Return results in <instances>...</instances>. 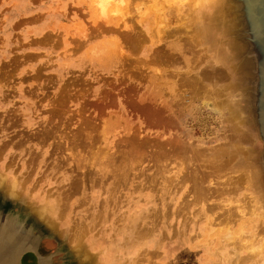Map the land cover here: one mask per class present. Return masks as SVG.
<instances>
[{
    "label": "rangeland",
    "instance_id": "rangeland-1",
    "mask_svg": "<svg viewBox=\"0 0 264 264\" xmlns=\"http://www.w3.org/2000/svg\"><path fill=\"white\" fill-rule=\"evenodd\" d=\"M129 1L118 5L123 15L108 11L101 17L95 0H0V203L15 209L23 204L22 216L35 227L32 236L38 234L34 248L21 253L18 264H236L237 256L249 255L250 242L257 253L250 250V255L256 259L239 264H264V0H221L212 14L227 27L212 35L201 30L206 9L191 23L185 11L188 0ZM163 5L181 10L171 7L168 12L166 7V12ZM164 11L170 14L169 22ZM207 69L224 77L199 82V71ZM187 75L199 78L197 83L191 86ZM208 88L220 91L210 95L222 117L202 102ZM237 134L243 137L239 145L244 150L231 161L226 156L222 177L242 182L226 202L233 206L240 197L241 218L221 227L207 225L198 206L176 210L184 188L162 194L156 187L143 186L157 154L148 140L184 136L209 151L223 142H236ZM137 144H146L147 150L133 149ZM85 154L93 158L86 160ZM94 160L97 165L109 160L111 167L129 165L127 181L109 190L116 179L96 171ZM10 182L17 183L12 193ZM13 195L20 199L13 200ZM56 200L60 211L48 215L41 209L47 201L57 207ZM248 200L252 211L246 212ZM214 209L209 216L218 207ZM148 227L146 236L129 237L135 229ZM81 228L84 236L77 243L75 234ZM153 241L158 243L152 245ZM237 243L244 245L238 255L233 247ZM259 244L261 248H253Z\"/></svg>",
    "mask_w": 264,
    "mask_h": 264
},
{
    "label": "bare ground",
    "instance_id": "bare-ground-1",
    "mask_svg": "<svg viewBox=\"0 0 264 264\" xmlns=\"http://www.w3.org/2000/svg\"><path fill=\"white\" fill-rule=\"evenodd\" d=\"M123 1H125V0H95V2H96V5H97V10L98 11H96V12H100L101 14V17H105L107 14V12L108 11H112V13L113 14H117L118 15V13H119V15H120V13L123 11H121V10H119L118 9V5L120 4V3H122ZM140 1H142V0H140ZM160 1V0H159ZM94 2V3H95ZM130 3H131V0L129 1ZM144 2V1H143ZM146 2V1H145ZM173 2H174V0H173ZM142 3V2H141ZM155 3H156V1H155ZM155 3H154V6H155ZM157 3H159V2H157ZM222 3V1L221 0H188V3H187V6H186V12L188 13V17H191V19H190V21H191V23L192 22H195V15H196V13L200 10V11H202V10H205L206 9V14H205V17H206V19L205 20H203V21H201L200 22V25H201V27H202V29L201 30H203V31H205V33H207V34H218V32L220 33L221 31H223V30H225V28L227 27V25L226 24H224V22L222 21V19L220 18H218V16L216 15V14H212V11H213V9H215L216 7H218L220 4ZM129 4V3H128ZM153 4V3H152ZM109 5H112L114 8L113 9H110L109 8ZM171 5V4H170ZM120 6V5H119ZM128 6V5H127ZM158 6V5H157ZM156 6V7H157ZM96 7V6H95ZM133 7V6H132ZM162 7V6H161ZM163 7H165L164 5H163ZM166 7H170L169 5L168 6H166ZM165 7V9H163V10H165L166 12H167V8ZM172 7V6H171ZM171 7H170V10H168V12L169 11H171ZM139 8V7H138ZM139 9H141V8H139ZM157 9V8H156ZM155 9V10H156ZM169 9V8H168ZM179 9V7H175L174 5H173V7H172V10L174 11V10H178ZM126 10H128V9H126ZM179 10H181V8L179 9ZM183 10V9H182ZM158 11V10H157ZM164 11V15L163 16H165V18L167 17V14H166V12ZM199 11V12H200ZM126 12V11H125ZM133 12V11H132ZM132 12H129L128 14H131ZM177 12H179V11H177ZM198 12V13H199ZM138 14V13H137ZM220 14V16H221V13H220V11H218V15ZM121 15H123L122 13H121ZM125 15H126V13H125ZM124 15V16H125ZM161 15V14H160ZM159 15V16H160ZM128 16V15H127ZM162 16V18H164ZM169 16H170V14H169ZM168 16V17H169ZM107 17V16H106ZM119 17H121V16H119ZM167 17V18H168ZM182 17V16H181ZM185 17H187V16H185ZM131 18V17H130ZM166 18V19H167ZM124 20H125V17L123 18ZM122 19V20H123ZM159 19H160V17H159ZM166 19H163L165 22L163 23V24H165L166 23ZM176 20H177V18H175ZM121 20V21H122ZM126 20H128V19H126ZM131 20V19H130ZM157 20V19H156ZM171 20V19H170ZM99 21V20H98ZM162 20H160V23L162 24V22H161ZM178 21V20H177ZM205 21V22H204ZM157 22L159 23V21L157 20ZM168 22H169V18H168ZM119 23H121V22H119ZM124 23V22H123ZM125 23H126V21H125ZM124 23V24H125ZM131 23H133V22H131ZM190 23V24H191ZM157 24V23H156ZM193 24V23H192ZM128 25V24H127ZM187 25H189V24H187ZM195 25V24H194ZM118 26H119V24H118ZM132 26H133V24H132ZM159 26V25H158ZM185 26H186V24H185ZM190 26H193V25H190ZM189 26V27H190ZM138 27V26H137ZM183 27V26H182ZM195 27H196V25H195ZM111 28V27H110ZM155 28H157V27H155ZM185 28V27H184ZM193 28V27H192ZM199 28V27H198ZM96 29V28H95ZM100 29V28H99ZM129 29H130V27H129ZM178 29H179V27H178ZM178 29H176L175 31H177ZM181 29V28H180ZM183 29V28H182ZM185 29H187V28H185ZM190 28H188V30H189ZM103 30V29H102ZM101 30V31H102ZM123 30V29H122ZM156 30V29H155ZM160 31H161V29H159ZM184 30V29H183ZM182 30V31H183ZM131 31H133V28H131ZM158 31V30H157ZM166 31V30H165ZM168 31V30H167ZM181 31V30H180ZM181 31V32H182ZM186 31V30H185ZM191 31V30H190ZM195 31V30H194ZM202 31V32H203ZM159 32V31H158ZM168 32H170V31H168ZM178 33H179V31H177ZM195 32H197V31H195ZM132 33V32H131ZM170 33H172V31L170 32ZM176 33V32H175ZM159 34H160V32H159ZM168 34V33H167ZM174 34V33H173ZM183 34H185V32L183 33ZM176 35V34H175ZM159 36V35H158ZM168 36V35H167ZM187 36H189V35H187ZM187 36H186V38H187ZM199 36V35H198ZM179 37H181V36H179ZM185 37V36H184ZM190 37V36H189ZM166 38V37H165ZM159 39V38H158ZM178 39V38H177ZM191 39H193L194 40V38H192L191 37ZM165 40V39H164ZM180 40V39H179ZM185 39L183 38V42H185L184 41ZM172 41H173V39H172ZM175 41V40H174ZM173 41V42H174ZM177 42H178V40H176ZM175 41V42H176ZM188 41H191V40H188ZM195 41H198V40H195ZM187 42V41H186ZM192 42V41H191ZM140 44H141V42H140ZM175 44H177V43H175ZM158 46V45H157ZM128 49V48H127ZM163 51V50H162ZM170 51V50H169ZM100 52H102V51H100ZM167 52V51H166ZM185 52V51H184ZM191 53H193L192 51H190ZM189 52V53H190ZM195 52V51H194ZM198 52V51H197ZM126 53H129L128 51L126 52ZM176 53V52H175ZM125 55V54H124ZM128 55V54H127ZM162 55V54H161ZM191 55V54H190ZM179 56V55H178ZM127 57V56H126ZM159 57V56H158ZM162 57V56H161ZM192 57V56H191ZM141 59H142V57H140ZM163 58V57H162ZM194 58V57H193ZM201 58H203L202 56H201ZM200 58V59H201ZM137 59H139V57L137 58ZM140 59V60H141ZM153 59H155V58H153ZM187 59H188V57H187ZM143 60V59H142ZM190 59H188V61H189ZM202 60V59H201ZM128 61H129V59H128ZM151 61V60H150ZM155 61V60H154ZM153 61V62H154ZM162 61V60H161ZM167 61V60H166ZM175 61V60H174ZM210 61V60H209ZM145 62H147V60L145 61ZM152 62V63H153ZM212 62V61H211ZM126 63H128V62H126ZM156 63V62H155ZM171 63V62H170ZM176 63V62H175ZM184 63V62H183ZM207 64H209V63H207ZM206 64V65H207ZM211 65V64H210ZM209 65V66H210ZM225 67V66H224ZM126 68V67H125ZM157 68V67H156ZM213 68H211V70H212ZM202 70V69H201ZM208 70V69H207ZM157 71V70H156ZM209 71V70H208ZM199 71V72H201V73H199V72H197L198 74H201V79H199V78H188V75H187V78L185 79L188 83L190 82V83H192L191 84V86L193 85V83H197V81H196V79H199V82H200V80H206L205 82H207L208 81V79H210V80H212V78L215 76V75H218V77L219 78H223L224 77V74L223 73H221L220 71H216V70H214V71ZM136 73V72H135ZM189 73V72H188ZM197 73H195V74H197ZM146 74V73H145ZM192 75H194V73L193 74H191V76ZM171 76V75H170ZM185 76V75H184ZM200 76V75H199ZM215 78H217V76H215ZM145 79V78H144ZM209 80V81H210ZM203 82V81H202ZM226 82V81H225ZM210 83H212V82H210ZM215 83H216V81H215ZM182 84V83H181ZM208 84V83H207ZM141 85V84H140ZM202 85V84H201ZM204 85V84H203ZM219 85H221V83L219 84ZM218 84H217V86L216 87H218L219 86ZM189 86V85H188ZM190 86V87H191ZM224 85H222V87H223ZM203 87H206L205 85L203 86ZM219 88V87H218ZM221 88V87H220ZM209 89V88H208ZM198 90V89H197ZM207 90V89H206ZM204 91H205V89H204ZM209 91H210V89H209ZM223 91V90H222ZM127 92V91H126ZM201 92V91H200ZM207 92V91H206ZM219 89H217V88H214L212 91H210V92H207L209 95H205L204 94V97H201V99L202 98H204L203 100H202V102L204 103V105L206 106V109H208V111L209 112H211L214 116H217V118L218 117H222L221 116V112L222 111H220V106H218V104H217V102H215L214 101V99H212V95H210V93L212 94V93H215V94H218L219 95ZM141 93V92H140ZM187 93V92H186ZM156 94H157V91H156ZM198 94V93H197ZM154 96V95H153ZM146 99H144V101L145 100H147L148 98L147 97H145ZM190 99V98H189ZM224 100V99H223ZM201 101V100H200ZM201 102V103H202ZM175 103V102H174ZM178 103V102H177ZM181 103H182V101H181ZM179 104V103H178ZM166 105V104H165ZM220 105V104H219ZM204 106V107H205ZM133 108V107H132ZM202 109V108H201ZM61 112V111H60ZM64 112V111H63ZM57 114V113H56ZM61 114V113H60ZM63 114V113H62ZM158 115V114H157ZM129 119V118H128ZM225 119V118H224ZM226 120V119H225ZM102 125V124H101ZM104 125V124H103ZM102 125V126H103ZM238 125V124H237ZM178 127V126H177ZM75 128V127H74ZM179 128V127H178ZM122 129V128H121ZM166 129V128H165ZM72 130H73V128H72ZM72 130H70V131H72ZM102 130H104V129H102ZM97 131H99L98 130V128H97ZM44 132V131H43ZM79 132V131H78ZM86 133V132H85ZM88 133V132H87ZM235 133V132H234ZM79 135H80V133H78ZM88 134H90V133H88ZM98 134V133H97ZM75 135V134H74ZM74 135H72V136H74ZM77 135V134H76ZM75 135V136H76ZM180 135V134H179ZM75 136H74V139H75ZM81 136V135H80ZM88 136H90V135H88ZM195 136V135H194ZM70 137V136H69ZM134 137V136H133ZM184 137V136H183ZM183 137H180V136H176V135H174V136H171V137H168L167 136V138H164V140H162V139H159V138H154L153 140H148V139H146V140H148L149 142H147L148 143V146L149 145H152V146H154L155 147V149H156V151H157V154L156 155H153V159L156 161V162H154L153 161V163H152V166H153V170H151V172H149V174H147L146 176H144V178L142 179L143 180V186H145L146 187V185L148 184V186L149 187H156L157 188V191L158 190H161L163 193L162 194H165V193H169V194H171L172 192H175V191H177V190H179V188L181 189V188H184V190H185V193L186 194H184L183 195V198H181V199H183V200H181L180 201V203H181V205L179 206V208L178 209H176V210H183L184 209V206H187V205H189L190 204V206H191V204H193L194 206H198L201 210H202V213H203V215H206V218H208L207 219V225H211V224H214V223H217L218 225L217 226H220L219 224H222V223H226V225H227V222L228 221H232V220H234L235 218L237 219V218H241V216L244 214H240V213H238L237 212V209H239L242 205L239 203V202H241V199H240V197L235 201V202H233V206L232 205H230V204H227L226 202L229 200V197H227L231 192H234L235 190H236V187L240 184V183H242L238 178H237V182H235V181H231V180H229V179H225V178H223L222 177V175H223V169H224V167H225V165L227 164V160H229V161H231L232 160V158H235V156L240 152V151H242V150H244V149H241V147L242 146H240L239 144H240V142H242L243 141V137L242 136H240V135H236V142L234 141V143H232V141H231V144H229L228 142H226V143H222L221 145H220V147H209V151H207L208 150V147L206 146L205 147V144H204V146L203 145H198V144H196V143H194V141L193 142H189V141H187V140H185ZM188 137H191V136H188ZM225 137H228L227 135L225 136ZM48 138V137H47ZM46 138V139H47ZM73 138V137H72ZM78 138V140H82V141H84L82 138H80V137H77ZM91 138V137H90ZM245 138V137H244ZM70 139V138H69ZM99 139V138H98ZM132 139V138H131ZM193 139V138H192ZM229 139V138H228ZM232 139V138H231ZM102 140H103V138H102ZM101 140V141H102ZM130 140V139H129ZM138 140V139H137ZM140 140V139H139ZM194 140V139H193ZM230 140V139H229ZM46 141V140H45ZM45 141H43L44 143H45ZM131 141H133V139L131 140ZM79 142V141H78ZM98 142V141H97ZM100 142V141H99ZM137 142H139V141H137ZM74 143V142H73ZM141 143V142H140ZM228 143V144H227ZM129 144V143H128ZM97 145V144H96ZM131 145H133L134 146V144H131ZM88 146V145H87ZM103 146V145H102ZM102 146H100V147H102ZM129 146V145H128ZM168 147V149H166V150H164L163 151V149H164V147ZM214 146V145H213ZM215 146H218V145H215ZM74 147V146H73ZM72 147V148H73ZM88 147H90V145L88 146ZM95 146H93V148H94ZM103 147H105V146H103ZM130 147V146H129ZM136 147V148H135ZM135 147H133V149H138V148H142L143 147V149H142V151L144 150V149H146V148H144V147H146V144H137ZM149 148V147H148ZM153 148V147H152ZM214 148H217V149H214ZM244 148V147H243ZM98 149V148H97ZM101 148H99L98 150H100ZM104 149V148H103ZM123 149V148H122ZM92 150V149H91ZM96 150V149H95ZM104 150H106V148L104 149ZM125 150V149H124ZM147 150V149H146ZM146 150H144V152L146 151ZM107 151V150H106ZM131 152H132V150H130ZM137 151V150H136ZM140 151V150H139ZM117 152H118V150H117ZM127 152H128V150H127ZM244 152V151H243ZM73 153V152H72ZM71 153V154H72ZM78 155H77V154ZM76 153H73L72 155L74 156V154H76L77 156H79V153L78 152H76ZM89 153V152H88ZM93 153V152H92ZM100 153V152H99ZM104 153H105V155H108L109 153L108 152H105L104 151ZM104 153H103V155H104ZM106 153H108V154H106ZM115 153H116V151H115ZM119 153V152H118ZM117 153V154H118ZM133 153V152H132ZM143 152H141V154H142ZM102 154V153H101ZM99 155V156H101V157H104L103 155ZM117 154H115V155H117ZM121 154H123V153H121ZM137 154V152L135 153V155ZM140 154V153H139ZM75 155V156H76ZM80 155H82V154H80ZM125 155V154H124ZM131 155V154H130ZM61 156V155H60ZM76 156V157H77ZM85 156V158H86V154L84 155ZM112 156V155H111ZM132 156V155H131ZM140 156V155H139ZM142 156H143V154H142ZM209 156H211V158L209 159ZM226 156H228V158H227V160L225 159L226 158ZM76 157H74L75 158V161L76 160H80V159H77ZM98 156L96 155V159H98L97 158ZM128 157V156H127ZM133 157V156H132ZM73 158V159H74ZM81 159H82V156L80 157ZM85 158H83V159H85ZM93 157H90L89 159H92ZM105 158V157H104ZM116 158H117V156H116ZM146 158V157H145ZM89 159H87L86 158V160H89ZM132 159V158H131ZM137 159V158H136ZM99 160V159H98ZM98 160H96L97 161V163H96V161H95V165H97L98 164ZM234 160V159H233ZM74 161V162H75ZM78 161H76V165L77 164H79L78 163ZM93 161V162H94ZM106 161H108V159H106ZM113 161H115V160H113ZM125 162H127L128 160H124ZM82 162V161H81ZM111 162V160H109V162H105L104 161V164H101V163H99L100 165H97V167L98 168H96V171L97 170H101L103 173H106V176L108 175V177H113L114 179H116V182H112V184H111V186H109V190H113V189H115L116 190V188H118L117 186H116V184L118 185L120 182H123V181H127L126 179L128 178V171L126 170L127 169V167H129V165L128 166H118V167H113V166H117V165H113V162H112V167H111V165L109 164ZM122 162H123V160H122ZM124 162V163H125ZM129 162V161H128ZM127 162V163H128ZM83 163V162H82ZM90 164H91V162H89ZM94 164V163H93ZM92 164V166L94 167L95 165H93ZM83 165V164H82ZM102 165V166H101ZM133 166V165H132ZM134 166H135V163H134ZM137 167V166H136ZM72 168V167H71ZM133 168V167H132ZM131 167H130V169H132ZM16 169V168H15ZM95 169V168H94ZM129 169V170H130ZM80 170H81V168H80ZM79 170V171H80ZM147 170V169H146ZM76 171V170H75ZM75 171H73V172H75ZM84 171V170H83ZM127 171V172H126ZM72 172V171H71ZM82 172V171H81ZM91 172V171H90ZM93 172H94V170H93ZM134 172V171H133ZM132 172V173H133ZM83 173V172H82ZM84 173H85V171H84ZM225 173V172H224ZM72 174V173H71ZM88 174V173H87ZM90 174V173H89ZM136 174V173H135ZM100 175H102V174H100ZM84 176H85V174H84ZM87 176V175H86ZM90 176V175H89ZM94 176H95V174H94ZM97 176V175H96ZM120 176V177H119ZM137 176V175H136ZM73 177V176H72ZM78 177V176H77ZM81 177V176H80ZM82 177H83V175H82ZM119 177V178H118ZM134 177V176H133ZM84 178V177H83ZM94 178V177H93ZM101 178V177H100ZM229 178V177H228ZM242 178V177H241ZM72 179V178H71ZM91 179V178H90ZM95 179V178H94ZM103 179V178H102ZM132 179V178H131ZM101 180V179H100ZM3 181V180H2ZM105 181V180H104ZM94 182H96V181H94ZM107 182V181H106ZM138 182V181H137ZM93 183V182H92ZM102 183V182H101ZM109 183H111L110 181H109ZM126 183V182H125ZM134 183V182H133ZM0 184H1V181H0ZM75 184V183H74ZM81 184V183H80ZM104 184V183H103ZM126 185V184H125ZM136 185V184H135ZM140 185V184H139ZM1 186V185H0ZM8 186L10 187L8 190H10L9 192L10 193H12V188H15V187H17V183L15 184V182H10L9 184H8ZM65 186V185H64ZM93 186H95V185H93ZM104 186V185H103ZM101 187V186H100ZM130 187V186H129ZM132 187H134L133 185H132ZM71 188V187H70ZM72 188H74V187H72ZM93 188V187H92ZM142 188V187H141ZM147 188V187H146ZM1 189V188H0ZM76 189V188H75ZM145 189V188H144ZM8 190H7V192H8ZM16 190V189H15ZM149 190V189H148ZM238 190V189H237ZM18 191V190H17ZM105 191V190H104ZM131 191V190H130ZM136 191V190H135ZM146 191V190H145ZM76 192V191H75ZM116 192V191H115ZM133 192V191H132ZM178 192V191H177ZM134 193V192H133ZM235 193V192H234ZM5 194V193H4ZM17 194V193H16ZM59 194V193H58ZM108 194H109V192H108ZM120 194V193H119ZM123 194L125 195V193L123 192ZM65 195V194H64ZM144 195V194H143ZM159 195H161V193L159 194ZM68 196H69V194H68ZM107 196V195H106ZM123 196V195H122ZM126 196V195H125ZM124 196V197H125ZM137 196V195H136ZM163 196V195H162ZM245 196V195H244ZM7 197V196H6ZM19 197H21V196H19ZM110 197V196H109ZM113 197V196H112ZM147 197V196H146ZM160 197V196H159ZM242 197V196H241ZM3 198V197H2ZM13 200H16L15 198H18V197H14V195H13ZM69 198V197H68ZM108 198V197H107ZM161 198H163V197H161ZM18 199H20V198H18ZM63 199V198H62ZM23 200H24V198H23ZM109 200V199H108ZM112 200V199H111ZM138 200V199H137ZM148 200V199H147ZM156 200V199H155ZM220 200V201H219ZM231 200V199H230ZM245 200H247V199H245ZM57 201V200H56ZM60 201H61V199H60ZM100 201H101V199H100ZM105 201V200H104ZM158 201V200H157ZM24 202V201H23ZM102 202V201H101ZM101 202H100V204H101ZM108 202V201H107ZM111 202V201H110ZM113 202V201H112ZM116 202H118V201H116ZM229 202V201H228ZM104 203V202H103ZM102 203V204H103ZM179 203V202H178ZM177 203V204H178ZM243 203V202H242ZM245 203H247L246 204V207L248 208V209H246V212L247 211H250L251 209H252V203H251V200H248V201H246ZM244 203V204H245ZM64 204V203H63ZM107 204V203H106ZM110 204V203H109ZM116 204V203H115ZM114 204V205H115ZM159 205V204H158ZM165 205V204H164ZM163 205V206H164ZM19 209H15L14 207L15 206H13V207H10V206H7V204H5V202H2V203H0V264H18V261L20 260L19 259V256H21L20 254L21 253H23L25 250L27 251V250H32L34 247V244L36 243V241L34 242V240L36 239V238H34V237H37L38 236V234L36 233V235H34V236H32V234H34L33 233V231H34V228L35 227H33L32 226V224L30 225L29 223H27V221L25 220V218L22 216V207H23V204H19ZM245 206V205H244ZM42 207V206H41ZM45 207V208H44ZM167 207V206H166ZM165 207V208H166ZM174 207V206H173ZM218 207V210L215 212V214H213L212 216H209L208 214H212V210H215L214 208H217ZM40 208V207H39ZM60 208V206H59V204H58V201H57V207L55 206V203L53 202V201H47L46 203H45V205L41 208V209H44L43 211L44 212H47V214L48 215H52V213L53 212H56L58 209ZM65 208V207H64ZM164 208V209H165ZM194 208H196V207H194ZM99 209H101L102 210V208H101V206H100V208ZM109 209V208H108ZM157 209V208H156ZM161 209V208H160ZM160 209H158V210H160ZM175 209V208H174ZM61 209H59V211H60ZM63 210V209H62ZM185 210V209H184ZM196 210V209H195ZM42 211V212H43ZM113 211V210H112ZM186 211V210H185ZM190 211V210H189ZM193 211V210H192ZM252 211V210H251ZM31 212V211H30ZM58 212V211H57ZM63 212V211H62ZM183 212V211H182ZM195 212V211H194ZM245 212V211H244ZM61 213V212H60ZM59 213V214H60ZM103 213V212H102ZM145 213H147L146 211H145ZM165 213V212H164ZM171 214H172V212H170ZM181 213V212H180ZM192 213V212H191ZM43 214V213H42ZM151 214V213H150ZM155 214H156V212H155ZM159 214V213H158ZM166 214V213H165ZM246 214V213H245ZM170 215V214H169ZM184 215V214H183ZM241 215V216H240ZM103 216V215H102ZM153 216H154V214H153ZM60 217V216H59ZM155 217V216H154ZM178 217H180V216H178ZM188 217H189V215H188ZM187 217V218H188ZM91 218V217H90ZM157 218H159V217H157ZM162 218V217H161ZM160 218V219H161ZM165 218H167V217H165ZM183 218H184V216H183ZM196 218L197 217H195V221L194 220H192V221H194V222H196ZM203 218V217H202ZM101 219V218H100ZM143 219V218H142ZM141 219V220H142ZM147 219V218H146ZM157 220V219H156ZM155 220V221H156ZM164 220V219H163ZM184 220H187V219H184ZM190 220V219H189ZM147 221H148V219H147ZM98 222V221H97ZM140 222V221H139ZM150 222H153V220L152 221H150ZM167 222V221H166ZM187 222H188V220H187ZM238 222V221H237ZM40 223V222H39ZM142 223V222H141ZM156 223V222H155ZM185 223H186V221H185ZM234 223V222H233ZM236 223V222H235ZM58 224V223H57ZM145 224H147V223H144L143 224V226L145 225ZM163 224V223H162ZM194 224V223H193ZM196 224V223H195ZM87 225H89V224H87ZM95 225V224H94ZM259 225V224H258ZM257 225V226H258ZM96 226V225H95ZM172 226V225H171ZM87 226H85V228H86ZM90 227H91V225H90ZM180 227V226H179ZM178 227V228H179ZM188 227V226H187ZM198 227V226H197ZM221 227V226H220ZM137 228V227H136ZM149 228V227H148ZM145 229V228H141V229H135V231L134 232H132V234L129 236V237H131V239H136V237H138V239L139 238H142V237H144V236H146V234H148L149 232H150V230H151V227L149 228V229ZM232 228V227H231ZM257 228V227H256ZM170 229V228H169ZM200 229V228H199ZM225 229H227L230 233H231V231L229 230V228H225ZM201 230H202V228H201ZM214 230H216V229H214ZM87 231V230H86ZM176 231V230H175ZM218 231H219V227H218ZM225 232L224 234L226 235L227 233H229V232ZM257 231H259V229H257ZM129 232V231H128ZM165 232V231H164ZM203 232V231H202ZM248 232V231H247ZM32 233V234H31ZM40 233V232H39ZM76 233V232H75ZM78 234L76 235L75 234V240L77 241V243H81L82 242V239H83V236H84V229L83 228H81V230H79L78 232H77ZM185 233V232H184ZM249 233V232H248ZM248 233H247V235H248ZM264 233V232H263ZM194 234V233H193ZM192 234V235H193ZM231 234H233V233H231ZM252 234V233H251ZM164 235H165V233H164ZM191 235V236H192ZM200 235V234H199ZM221 235H223V233L221 234ZM225 235H223V236H225ZM246 235V234H245ZM148 236V235H147ZM167 236V235H166ZM196 236V235H195ZM198 236V235H197ZM201 236V235H200ZM185 237V236H184ZM194 237V236H193ZM248 238H250L249 236H247ZM247 237H246V239H247ZM254 237V236H253ZM188 238V237H187ZM186 238V239H187ZM251 238H252V236H251ZM163 239V238H162ZM224 239H225V237H224ZM253 239H255V238H253ZM253 239H251V240H253ZM160 240H161V238H160ZM185 240V239H184ZM263 240V239H262ZM241 241V240H240ZM66 242V241H65ZM185 242V241H184ZM250 242V241H249ZM153 243H155V244H157L158 243V241H153L152 242V245H153ZM251 243V242H250ZM250 243H248L247 245L248 246H250L251 247V244ZM260 243V242H259ZM65 245V244H64ZM63 245V246H64ZM159 245V244H158ZM247 245H245V246H247ZM253 246H256V245H254L253 244ZM252 246V247H253ZM234 247V249L237 251V254L236 255H238V253H240L241 251V248L242 247H244V245H242L241 243L239 244V243H237V244H235V246H233ZM250 247H247V249H249V255H250V250L253 252V254L255 253V254H257L255 251H253L252 249H250ZM258 247H260L261 248V245L259 244L257 247H253V248H258ZM64 248H65V246H64ZM184 248V247H183ZM198 248H200V247H198ZM209 248V247H208ZM222 248V247H221ZM63 249V248H62ZM255 249V250H256ZM29 250V251H30ZM36 251V250H35ZM233 251V250H232ZM35 253H37V252H35ZM38 254V253H37ZM253 254H251V255H253ZM258 254H259V252H258ZM41 255V254H40ZM237 256V258H236V261H235V263L236 264H239V263H242V261L244 262V261H247V260H249V259H252L253 260V258L254 259H256V256L255 255H253V256ZM51 257V256H50ZM46 259V258H45ZM224 259V258H223ZM222 259V260H223ZM182 260V259H181ZM148 261V260H147ZM219 262V261H218ZM234 262V261H233ZM41 263V262H40ZM68 263V262H67ZM188 263V262H187ZM250 263V262H249ZM248 263V264H249ZM51 264V263H50ZM70 264V263H69ZM217 264V263H216ZM219 264V263H218ZM221 264V263H220Z\"/></svg>",
    "mask_w": 264,
    "mask_h": 264
},
{
    "label": "water",
    "instance_id": "water-1",
    "mask_svg": "<svg viewBox=\"0 0 264 264\" xmlns=\"http://www.w3.org/2000/svg\"><path fill=\"white\" fill-rule=\"evenodd\" d=\"M263 78H264V64H263ZM263 82H264V79H263ZM263 103H264V100H263ZM263 107H264V104H263ZM263 113H264V110H263ZM262 121H263V124H264V114L262 116ZM20 264H21V262H20Z\"/></svg>",
    "mask_w": 264,
    "mask_h": 264
}]
</instances>
